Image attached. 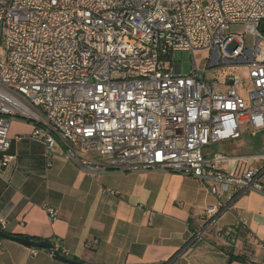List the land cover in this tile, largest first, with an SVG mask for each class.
Returning a JSON list of instances; mask_svg holds the SVG:
<instances>
[{
  "label": "built area",
  "instance_id": "obj_1",
  "mask_svg": "<svg viewBox=\"0 0 264 264\" xmlns=\"http://www.w3.org/2000/svg\"><path fill=\"white\" fill-rule=\"evenodd\" d=\"M0 47L2 166L13 159L10 122L24 118L47 158L60 147L88 173L164 169L213 180L221 202L232 200L227 183L264 191V162L237 176L224 165L246 157L205 150L244 125L264 131V0H0ZM202 49L208 68L193 58L184 73L174 53ZM228 62L249 66L245 94L236 76L206 78Z\"/></svg>",
  "mask_w": 264,
  "mask_h": 264
},
{
  "label": "crops",
  "instance_id": "obj_2",
  "mask_svg": "<svg viewBox=\"0 0 264 264\" xmlns=\"http://www.w3.org/2000/svg\"><path fill=\"white\" fill-rule=\"evenodd\" d=\"M34 127V120L13 119V159L6 167L0 152L2 230L50 241L66 251L65 258L87 264H264L263 193L227 183L224 193L232 200L221 202L210 191L213 180L164 169L88 173L65 159L60 147L47 158L44 142L32 137ZM241 130L238 139L254 137L237 144H248V152L227 155L247 162L224 165L237 176L264 162L263 153L254 151L264 146V131L254 133L249 125ZM216 185L226 188L223 181ZM48 207L57 210L56 219L49 218ZM210 207L217 212L208 219ZM0 264L75 263L0 237Z\"/></svg>",
  "mask_w": 264,
  "mask_h": 264
},
{
  "label": "rangeland",
  "instance_id": "obj_3",
  "mask_svg": "<svg viewBox=\"0 0 264 264\" xmlns=\"http://www.w3.org/2000/svg\"><path fill=\"white\" fill-rule=\"evenodd\" d=\"M232 30L234 31H245V26L243 24L233 25ZM247 43L249 46H252V36H247ZM0 55H5V49L0 47ZM174 59L177 62H181L183 65V72L189 73L192 65L193 58L195 59L197 65L202 69L208 68L210 64V60L212 58V50L210 49H202L196 51L192 54L191 51H176L174 53ZM249 66L246 63H236V62H228L222 66H215V72L207 73L206 78L210 81L222 82L228 76H236L237 79L241 82V86L239 91L242 94L246 93L247 87H250V79H249ZM262 134H259V137L262 138ZM251 135L247 134L241 139L219 142L213 145L208 146L205 150L209 153L214 152H224L228 155L241 154L244 152H248V144H242L241 147H238V143L241 141H247L249 139H253ZM255 152L264 153V146L259 144L256 145Z\"/></svg>",
  "mask_w": 264,
  "mask_h": 264
},
{
  "label": "water",
  "instance_id": "obj_4",
  "mask_svg": "<svg viewBox=\"0 0 264 264\" xmlns=\"http://www.w3.org/2000/svg\"><path fill=\"white\" fill-rule=\"evenodd\" d=\"M228 82L231 83L232 80L229 79ZM249 189L256 190V191H259V192L264 194V191H261L259 189L254 188V187H250ZM0 237L7 238V239H13V240H16L20 243L28 245V246L48 249L50 251H53L54 255L57 258L66 260L64 255L61 253V249L56 248V246L53 243H51L50 241L43 240V239H37V238L25 237V236L18 235V234H11V233H8L2 229H0ZM73 263H75V264H87V263H84L81 261H74Z\"/></svg>",
  "mask_w": 264,
  "mask_h": 264
},
{
  "label": "trees",
  "instance_id": "obj_5",
  "mask_svg": "<svg viewBox=\"0 0 264 264\" xmlns=\"http://www.w3.org/2000/svg\"><path fill=\"white\" fill-rule=\"evenodd\" d=\"M196 235H197V232L194 231L191 240L194 239ZM231 257H232V258H239V257H243V256H235V255L232 254ZM66 260H68V261H70V262H72V263L75 261L74 259H71V258H66Z\"/></svg>",
  "mask_w": 264,
  "mask_h": 264
}]
</instances>
